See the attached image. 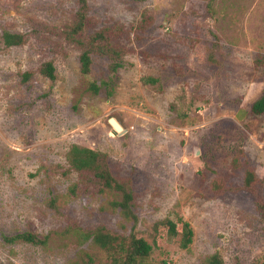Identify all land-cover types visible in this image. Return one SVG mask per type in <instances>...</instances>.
I'll return each instance as SVG.
<instances>
[{
	"label": "rangeland",
	"instance_id": "obj_1",
	"mask_svg": "<svg viewBox=\"0 0 264 264\" xmlns=\"http://www.w3.org/2000/svg\"><path fill=\"white\" fill-rule=\"evenodd\" d=\"M86 1L88 33L114 29L126 49L110 97L88 89L107 76V61L84 77L62 36L79 0H0V38L29 39L12 48L0 40V264H69L83 251L104 259L83 233L132 229L111 206L119 198L68 170L73 144L105 153L132 180L138 237L150 242L151 225L171 210L190 225L188 248L163 242L152 264H199L215 252L224 264H264L254 200L225 190L242 182L237 151L264 181V114H249L264 89V0ZM43 61H53L54 83L37 75L21 84L19 73ZM148 76L160 87L143 85ZM25 232L46 244L8 241Z\"/></svg>",
	"mask_w": 264,
	"mask_h": 264
},
{
	"label": "trees",
	"instance_id": "obj_2",
	"mask_svg": "<svg viewBox=\"0 0 264 264\" xmlns=\"http://www.w3.org/2000/svg\"><path fill=\"white\" fill-rule=\"evenodd\" d=\"M89 21L87 1L79 0V8L71 24L62 32V36L67 43L72 44L79 51L80 72L84 77L92 75L96 59L107 61V76L98 81H90L88 89L92 95H97L103 90L106 96L110 97L118 79V71L124 66L126 49L119 43L118 32L115 33L114 29L107 27L88 33ZM145 22L147 23V20L143 18L139 27L144 28ZM0 40L5 48H12L23 47L29 39L25 34L5 31ZM263 62L264 58L262 57L260 63ZM55 71L56 67L53 61H43L33 70L19 73L20 82L27 84L32 78L39 75L54 83ZM141 83L160 87L157 77L142 78ZM51 90L49 89L44 96L47 97ZM249 114L254 117L264 114V89L262 95L251 104ZM237 155L238 151L233 159V167L242 170L241 185L234 186L228 183L225 190L233 193L239 190L247 192L254 200L256 210L264 225L262 194L264 181L256 174L255 168L251 166L242 151H239V155ZM66 161L68 170L76 173L78 183L95 186L99 193H111L119 198L118 200L114 199L111 206L118 209L124 220L132 222L133 227L135 226L137 218L133 210L135 206L133 182L129 178L117 175L119 172L117 167L109 163L105 153L73 144L67 151ZM222 187L223 185L219 184L213 186L214 189ZM76 188L77 184H74L70 192L73 194ZM133 227L127 234H119L102 226L83 233L85 240L90 241L96 249L104 254V259H95L88 252L83 251L78 260L69 264H152L151 255L159 249L163 242H176L181 249H187L192 242L193 232L190 225L175 210H171L165 218L151 225L150 242L138 237ZM8 241H24L35 246L46 244V238L40 239L30 232L17 234ZM199 264H224V261L221 255L215 252L204 256Z\"/></svg>",
	"mask_w": 264,
	"mask_h": 264
},
{
	"label": "water",
	"instance_id": "obj_3",
	"mask_svg": "<svg viewBox=\"0 0 264 264\" xmlns=\"http://www.w3.org/2000/svg\"><path fill=\"white\" fill-rule=\"evenodd\" d=\"M109 123L114 128L115 134L122 135L124 133V129L120 120L112 118L109 120Z\"/></svg>",
	"mask_w": 264,
	"mask_h": 264
}]
</instances>
